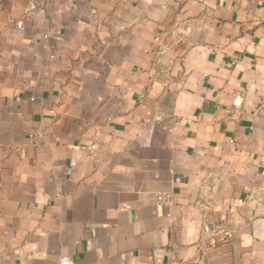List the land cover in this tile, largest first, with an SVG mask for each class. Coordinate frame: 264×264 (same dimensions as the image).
<instances>
[{
	"label": "crops",
	"instance_id": "0c3cea01",
	"mask_svg": "<svg viewBox=\"0 0 264 264\" xmlns=\"http://www.w3.org/2000/svg\"><path fill=\"white\" fill-rule=\"evenodd\" d=\"M263 169L264 0H0V264H264Z\"/></svg>",
	"mask_w": 264,
	"mask_h": 264
},
{
	"label": "built area",
	"instance_id": "2783aa9c",
	"mask_svg": "<svg viewBox=\"0 0 264 264\" xmlns=\"http://www.w3.org/2000/svg\"><path fill=\"white\" fill-rule=\"evenodd\" d=\"M17 26H18L19 28H22V27H23L22 22H21V21L18 22V23H17ZM263 173H264V169H263ZM157 200H158L159 202H162V203H168V202L171 200V195H170V194H167V193L160 194V195L157 196ZM209 229H210V226H206V227H205V230H206V231H209ZM58 264H73V262H72L71 259H69V258H67V257H63V258H61V259L59 260Z\"/></svg>",
	"mask_w": 264,
	"mask_h": 264
}]
</instances>
